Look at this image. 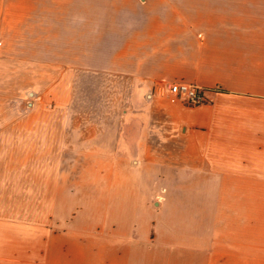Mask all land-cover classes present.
Returning a JSON list of instances; mask_svg holds the SVG:
<instances>
[{
    "label": "crops",
    "instance_id": "crops-1",
    "mask_svg": "<svg viewBox=\"0 0 264 264\" xmlns=\"http://www.w3.org/2000/svg\"><path fill=\"white\" fill-rule=\"evenodd\" d=\"M0 143V264H264V0H0Z\"/></svg>",
    "mask_w": 264,
    "mask_h": 264
},
{
    "label": "rangeland",
    "instance_id": "rangeland-1",
    "mask_svg": "<svg viewBox=\"0 0 264 264\" xmlns=\"http://www.w3.org/2000/svg\"><path fill=\"white\" fill-rule=\"evenodd\" d=\"M21 74H20V79L19 81H22L21 78ZM27 77V75H26ZM32 75L30 80H32ZM27 82H29L27 80ZM33 90H30L29 92L26 93L25 97H28V93L32 92ZM30 97V96H29ZM28 97V98H29ZM11 104V103H10ZM23 107L25 109L26 106L23 105ZM19 113V112H17ZM14 115L16 117V112H14ZM20 117H18L19 119ZM18 120L15 121V123ZM11 129H14L13 127H10ZM14 139V138H13ZM3 147V146H2ZM0 148H1V143H0ZM8 155V161H14V164H17L18 160H21V153L20 151H16L14 150L13 154L11 152H6ZM6 153L4 152V149L2 152H0V162H5L6 160ZM5 164V163H3ZM21 171L18 168L13 167V169H9L8 167H6L5 165H0V178H1V183H0V188H4L7 191H9L8 197L9 199H7L6 202H2L0 203V209L4 210L7 209L8 211H12V212H20V210H24V209H30L32 212H36V210L41 209V207L48 205L49 201H43V200H39L36 199L35 197L39 198L40 195L39 193L44 190L45 186H37V185H33V186H29L30 187V197L31 199L29 201H21L19 199H21L20 195L23 194L21 189H22V184L19 182V179H21ZM9 176L10 178L13 176V181L10 183H5L4 180L6 176ZM8 179L9 181L11 179ZM4 182V183H3ZM33 194H35V196H33ZM23 196H25V194H23ZM33 198V199H32ZM65 205H69L68 203H65ZM36 214V213H35ZM30 219H33V221H36V219H38L37 215L31 217Z\"/></svg>",
    "mask_w": 264,
    "mask_h": 264
},
{
    "label": "built area",
    "instance_id": "built-area-1",
    "mask_svg": "<svg viewBox=\"0 0 264 264\" xmlns=\"http://www.w3.org/2000/svg\"><path fill=\"white\" fill-rule=\"evenodd\" d=\"M170 93L189 106H199L206 102L204 90L194 85L185 83L172 84Z\"/></svg>",
    "mask_w": 264,
    "mask_h": 264
}]
</instances>
